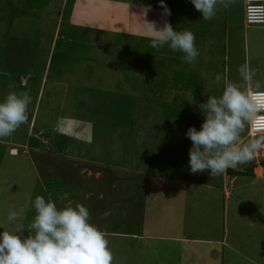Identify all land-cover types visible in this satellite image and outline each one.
Masks as SVG:
<instances>
[{
	"label": "rangeland",
	"instance_id": "1",
	"mask_svg": "<svg viewBox=\"0 0 264 264\" xmlns=\"http://www.w3.org/2000/svg\"><path fill=\"white\" fill-rule=\"evenodd\" d=\"M164 3L170 16L161 15L159 0H0V102L9 88L25 92L19 82L26 77L32 98L27 122L0 140V231L21 230L27 237L34 209L23 223L12 224L9 211H18L29 196L56 201L68 192L67 200L56 201L58 208L89 209L90 223L109 240L113 264H264V149L231 168H252L253 177L190 172L192 142L185 134L189 127L201 129L198 105L214 95L195 99L185 91L204 97L216 87L209 80L215 76L201 66L185 70L167 45L149 46L137 16L142 5L151 6L147 19L158 27L176 11L191 13L194 26L200 22L191 0ZM227 15L239 37L237 56L216 61L225 62L229 82L237 83L238 69L250 64L261 87L244 91L264 92V60L258 62L264 32L245 28L242 0H233ZM47 59L50 77L41 88ZM56 71L59 80H53ZM32 115L36 128L28 122ZM26 133L50 143L31 141L29 156L22 148ZM248 136L246 129L242 141L256 137ZM8 142L17 147L16 158L7 156ZM124 234L135 238H119Z\"/></svg>",
	"mask_w": 264,
	"mask_h": 264
},
{
	"label": "clouds",
	"instance_id": "2",
	"mask_svg": "<svg viewBox=\"0 0 264 264\" xmlns=\"http://www.w3.org/2000/svg\"><path fill=\"white\" fill-rule=\"evenodd\" d=\"M232 2L191 0L205 21L213 20L220 9H227ZM159 4L163 9L161 15L170 16L171 11L164 0H159ZM131 6L127 3V10ZM149 11L150 5H142L137 15L149 35V46L160 50L167 45L173 52L183 53L186 63L194 64L200 55L194 33L174 30L168 22L158 27L156 21L147 19ZM238 72L239 83L229 82L226 76L217 73L214 82L217 86L223 84L222 94L208 96L206 102L198 105L204 114L201 129L197 131L189 127L185 134L192 142L188 153L192 174L210 170L211 177L222 175L229 168L250 163L256 153L264 149V135L242 141L247 127L255 126L257 114L264 111V104L244 91L248 86L261 87L260 82L254 80L256 70L245 63ZM31 103L28 92H9L5 96L0 102V140L10 137L27 122ZM256 131L264 132V127H257ZM69 195L68 192L57 194L56 201L63 202ZM56 201L51 198L46 201L40 195L33 200L29 196L18 211H9L7 221L10 224L23 223L26 213L33 209L35 216L27 225L29 235L23 239L21 230L0 231V264H113L114 254L109 240L102 230L90 223L89 209L82 204L58 208Z\"/></svg>",
	"mask_w": 264,
	"mask_h": 264
},
{
	"label": "crops",
	"instance_id": "3",
	"mask_svg": "<svg viewBox=\"0 0 264 264\" xmlns=\"http://www.w3.org/2000/svg\"><path fill=\"white\" fill-rule=\"evenodd\" d=\"M219 11H221V9ZM219 11L217 13H222V15L220 16L219 19L216 18L215 21H205V20L202 19V13L198 14L199 17H197L193 13L197 18L200 19V22L196 26H194L192 24L191 19L194 18V17L192 16L191 13H184L182 15L180 13H177V11L175 12V17H172V21H170V22L167 21V22L170 23L172 25V27L175 28V30H177V31L189 30V31L193 32L195 37H196V41H195L196 47H197V49H198V51L200 53L197 61L194 64L190 65V64H188V63H186L184 61V58L181 59L183 53L174 52V53H176L175 56H177L179 58V60H180V61H177V57H176L175 61L180 62L181 64H184V66H185L184 69L185 70L189 69V67L190 66L192 67L193 65H194V67L195 66L196 67L201 66L202 68L205 67V70H204L205 73H207L210 76H215L217 73H220V74H223L224 76H226L227 79H228V76H229L228 72H226V68H224L225 62H223V66H219L218 65L219 62L217 63L216 60H218V59H220L222 57L229 56V55L237 56V46H238V38L239 37L238 38L236 37L235 32L232 30V27L230 26V24L228 22L227 9H223L222 12H219ZM242 14H243V1H242ZM182 18H184V21L182 20ZM159 22H160V20H159ZM164 22H165V20L161 19V23L163 24ZM261 30L264 32V27L261 28ZM263 38H264V34H263ZM217 44H220V45H218V47H215ZM243 45L246 46V40L244 41ZM216 49L218 50V52H217V56L215 57ZM169 52L173 53V51L170 50V49H169ZM203 55H205V58L203 57ZM261 55H263V58H262V56H260V59L258 60V62H263V60H264V50L261 52ZM234 56L232 57V60H233ZM205 59H207V60H205ZM51 65H52V60L47 59L46 67H45V70H44V73L46 74V72H47V75H46V79L44 80V78H43L42 81H41V84H40L41 88H44L45 85H46V82H48L47 79H49V77H50ZM216 66L218 67L219 70L218 69L214 70V68ZM232 68H235V66L232 67ZM58 72L59 71L55 72V77L53 78V80H59L58 76H60L61 74H59ZM175 74L176 75H181V74H178V73H175ZM235 75H237V74H235ZM189 79H191V78H189ZM213 79L215 81V77H210L209 78L210 82ZM229 80L230 79H228V81ZM186 81H188V80H186ZM214 81H212L211 83L215 84ZM19 85H20V87L25 85L24 91L26 92V88L28 89V78L27 77L26 78H22L21 81L19 82ZM223 87H224L223 84H221L219 86L216 85V87H214V86L209 87L210 88L209 89L210 92L204 97L201 94H199L197 91H195L194 93H191L188 90H186L185 92H186V95L188 96V98L202 99V98H206L210 94L218 97L220 92L223 91ZM11 89L9 88V92H12V91H10ZM248 94H249V92H248ZM194 95H196V97H194ZM42 96H43V92L41 93V91H40L37 94V97H36L38 99L37 101H40ZM193 103L194 102H192V104ZM28 118H29V116H28ZM36 120L37 119L34 120V116L32 115V117L28 120V122L30 121V123H33V126L36 128ZM26 134H27V138L29 136L34 135V134L28 135V133H26ZM38 136L44 137V135L41 132H40V134L38 132ZM28 139H29L28 142H26L23 145V147H22L25 150H26V148L28 149V143H30L31 141H35L36 143H38L41 146H46V145H48L50 143V142H47L45 144H42L40 138H39V140L37 138L34 139V138H31V137L28 138ZM3 142L0 141V146H3V144H4ZM5 145L8 147L7 156H9L11 158H16L17 156H15V157L10 156L8 154V151L13 149V148H17V147L13 143H10V142L6 143ZM2 149H5V148H2ZM28 153L30 154L29 156H31L33 151H32V153L31 152H28ZM27 156H28V154H27ZM31 161L33 162L34 159L32 158ZM70 162L73 164V167H74L75 170H79V171L82 170V168L78 166V161L77 160L73 159V160H70ZM68 167L69 166H67V168ZM80 173L84 175L85 174L84 169L82 171H80ZM87 175L90 176V173L87 172ZM13 191L18 192L17 188H14ZM11 192H12V190H11ZM119 238H122V239H125V238L134 239L135 237L132 236V235L129 236L127 234H124L122 237H119Z\"/></svg>",
	"mask_w": 264,
	"mask_h": 264
},
{
	"label": "built area",
	"instance_id": "4",
	"mask_svg": "<svg viewBox=\"0 0 264 264\" xmlns=\"http://www.w3.org/2000/svg\"><path fill=\"white\" fill-rule=\"evenodd\" d=\"M243 1V16L245 28H263L264 27V0H242ZM250 97L256 99L258 102L264 104V92H251L248 94ZM255 126L249 125L248 137L264 135V132H257V127H264V119L259 117L264 116V111L257 114ZM45 143V142H44ZM47 143V142H46ZM11 156H16L18 150H9Z\"/></svg>",
	"mask_w": 264,
	"mask_h": 264
},
{
	"label": "trees",
	"instance_id": "5",
	"mask_svg": "<svg viewBox=\"0 0 264 264\" xmlns=\"http://www.w3.org/2000/svg\"><path fill=\"white\" fill-rule=\"evenodd\" d=\"M261 166L264 168V162L261 163ZM253 167V166H252ZM227 175L231 177H239V176H249L253 177L252 168H249L246 170V172H237L235 170H232L231 168L226 171Z\"/></svg>",
	"mask_w": 264,
	"mask_h": 264
}]
</instances>
